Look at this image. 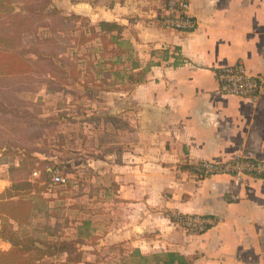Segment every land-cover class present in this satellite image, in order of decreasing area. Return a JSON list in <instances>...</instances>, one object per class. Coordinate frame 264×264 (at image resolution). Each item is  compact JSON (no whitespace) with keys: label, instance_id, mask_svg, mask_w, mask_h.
<instances>
[{"label":"crops","instance_id":"0c3cea01","mask_svg":"<svg viewBox=\"0 0 264 264\" xmlns=\"http://www.w3.org/2000/svg\"><path fill=\"white\" fill-rule=\"evenodd\" d=\"M170 1L51 0L63 16L75 13L95 25L102 20L123 25L120 41L135 53L133 72L149 61L158 64L128 91H102L106 113L115 114L117 136L97 145L98 158L74 155L68 160L75 169L72 175L99 174L105 192L112 185L115 221H107L108 212L99 217L104 221H90L87 189L81 197L67 195L72 206L64 209L65 215L52 214L54 205L42 210V196L64 200L56 199L49 186L30 192L36 195L33 221L49 213L54 221L68 216L75 232L71 238L100 234L102 244L119 242L142 256L176 252L188 264H264V177L237 180L219 174L196 179L192 172L200 161L226 162L236 156L264 161V0H188L198 20L189 32L159 24L157 16ZM16 9L7 16L0 13L1 22L18 15L27 18V11ZM26 33L18 32L21 44ZM10 34L1 27L0 50L12 49ZM238 60L261 80L254 100L219 90L217 69ZM90 166L98 171L88 172ZM10 185L8 175L0 176V193ZM81 202L83 207L77 205ZM164 210L212 216L216 223L201 233L187 232ZM7 216L14 229L24 226L19 217ZM11 246L12 241L0 237V249Z\"/></svg>","mask_w":264,"mask_h":264},{"label":"rangeland","instance_id":"374dc122","mask_svg":"<svg viewBox=\"0 0 264 264\" xmlns=\"http://www.w3.org/2000/svg\"><path fill=\"white\" fill-rule=\"evenodd\" d=\"M19 7L22 12L27 11V18L12 16L4 23L0 18V29L10 30L13 40V50H0V176L6 174L11 180L10 188L0 193V213L19 217L24 226L14 229L8 217L4 227L1 222L2 238L17 245L3 253L0 249V264H162L163 253L148 257L131 252L132 248H123L119 242L105 245L99 240L100 234L73 239L75 232L69 224L70 218L64 216V209L72 206L65 200L67 195L76 193V197H81L87 189L92 197L86 199L90 221H104L99 217L107 212L110 215L107 221L116 219L112 185L111 191L105 192V181L99 179V174L72 175L75 169L68 166V160L74 155L79 159L85 155L98 158L97 145L105 139L114 142L116 117L114 113H106L108 104L102 91H128L136 79L142 78L131 68L135 53L127 44L110 36L102 40L90 35L81 20L75 19L78 24L75 28L74 21L61 23L58 19L61 11L51 5V0L0 1V13L5 15L18 11ZM53 9L57 11L49 14ZM9 22L11 26L7 25ZM48 23L57 29L56 33L51 27L42 26ZM20 29H29V33L22 35V44ZM42 56L48 57L45 60L52 65L54 74L46 72L51 67L47 62L37 63ZM88 133L93 137L89 138ZM51 164L68 174L70 181L65 186L52 187L56 199L64 200L53 202L55 198L42 196L45 198L40 204L45 211L48 204L54 205L51 213L57 216L64 213V219L54 221L49 213L42 215L44 219L33 221L36 195L30 192L46 189L48 185L34 178L32 172ZM91 170L98 171L96 166H90L88 172ZM25 178L32 181L31 189H12V179ZM14 196L19 198L3 202L6 197ZM163 213L173 222L179 214L165 210ZM178 229L192 232L183 227ZM119 248L123 253L117 251Z\"/></svg>","mask_w":264,"mask_h":264},{"label":"built area","instance_id":"2783aa9c","mask_svg":"<svg viewBox=\"0 0 264 264\" xmlns=\"http://www.w3.org/2000/svg\"><path fill=\"white\" fill-rule=\"evenodd\" d=\"M157 18L163 28L178 32H189L198 27V20L190 12L188 0L170 1L162 8ZM215 74L221 93L248 97L253 100L260 93L261 80L247 70L242 60L217 69ZM48 170L52 172V180L48 184L50 188L65 186L69 183L70 176L61 172L60 169L49 167ZM192 172L196 179L219 174L230 175L237 180H244L251 175L264 177V161L243 156H236L226 162L200 161L192 166ZM32 176L39 178L40 171L35 169ZM174 222L178 227H183L194 233H201L213 226L216 219L212 216L200 214L179 213Z\"/></svg>","mask_w":264,"mask_h":264},{"label":"trees","instance_id":"16d2710c","mask_svg":"<svg viewBox=\"0 0 264 264\" xmlns=\"http://www.w3.org/2000/svg\"><path fill=\"white\" fill-rule=\"evenodd\" d=\"M56 11H57L56 9H53L52 13H49V14L53 15V13H55ZM58 19L61 20V23L74 21V24H73L74 28L76 26H78L77 21H75V19L81 20L82 25L88 27L87 29L90 31V35H92L94 37H99L102 40H105L107 37L110 36L111 39L120 41L121 38H122V32L124 30L123 25H120L117 22L102 20V21H100L99 23H97L95 25V24H92L87 17H84V16L79 15V14H75V13H73V14H71L69 16H63L62 15ZM42 26L43 27H51L49 23L46 24V25L42 24ZM50 29H52V31L55 32V33L57 31V29L55 31V28H52V27ZM27 30H29V29H27ZM12 46H13V40L11 41V47ZM10 50H13V47ZM37 56L40 57L39 54H37ZM45 56H48V55H45ZM45 56H42L41 60H39V62H37V63L40 64L41 61L47 62L48 60L47 59L45 60V58H48V57H45ZM47 63H46V65L50 64V63H48V64ZM155 64H158V63H155L154 61H149V63L145 67H141V65H138V67H141V68L139 69V71H137L138 72L137 75H141L142 78L141 79H136L135 82L143 81V79L145 78L147 72ZM135 65H136V63H135ZM50 66L51 67L48 70H46V72L48 74L52 75V74H54V69H53L51 64H50ZM3 75H6V74H2V76ZM0 113H1V110H0ZM49 167L58 168V169H60L61 172H63L59 166L54 165V164H51V165L45 167L43 170H40L39 179H41L45 183V184H43L44 186H46V184L48 185L51 182V180H52V172H50L48 170ZM183 168H189V167L188 166H184ZM63 173L66 174L65 172H63ZM12 182H13L12 183L13 184L12 185V189H18V190H20V189L21 190H23V189H31V187L33 186V184L30 183L32 181L30 179H26V178L18 180V181H15V180L12 179ZM7 217L8 216H7L6 213L5 214H3L2 212L0 213V218L2 220V226L3 227H4V222L7 221ZM2 234L3 233L0 232V236L1 237L4 236V234L3 235ZM15 245H17V244L16 243H12L13 247ZM3 252H6V251H2V253ZM162 261H163L164 264H188V261H186L185 258L182 255H180V254H178L176 252H168V253H166L165 254V258Z\"/></svg>","mask_w":264,"mask_h":264}]
</instances>
